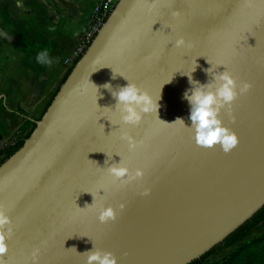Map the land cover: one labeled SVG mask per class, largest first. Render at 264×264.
<instances>
[{"label":"water","instance_id":"1","mask_svg":"<svg viewBox=\"0 0 264 264\" xmlns=\"http://www.w3.org/2000/svg\"><path fill=\"white\" fill-rule=\"evenodd\" d=\"M210 68L252 85L221 112L239 140L229 154L197 146L175 123L191 126L187 74L207 84ZM129 82L160 95L139 126L121 122L103 87ZM34 123L0 164L13 228L6 264H33L36 249V264H86L94 247L118 264L192 263L264 207V0H117ZM121 159L143 177L114 183L107 167ZM109 206L117 219L102 224Z\"/></svg>","mask_w":264,"mask_h":264},{"label":"crops","instance_id":"2","mask_svg":"<svg viewBox=\"0 0 264 264\" xmlns=\"http://www.w3.org/2000/svg\"><path fill=\"white\" fill-rule=\"evenodd\" d=\"M97 1L0 0V148L25 137L43 115L76 61ZM43 48L51 49V65L37 63Z\"/></svg>","mask_w":264,"mask_h":264},{"label":"clouds","instance_id":"3","mask_svg":"<svg viewBox=\"0 0 264 264\" xmlns=\"http://www.w3.org/2000/svg\"><path fill=\"white\" fill-rule=\"evenodd\" d=\"M49 31H55V29L50 27ZM185 43V40L180 38L176 41L175 46L182 47ZM50 52V48L39 50L36 55L37 63L51 65L53 59L50 57ZM196 67L192 72L195 71ZM207 71L212 76V80L203 85L192 79V72L187 74L189 84L192 87L185 91L183 99L190 105L189 119L191 126L186 127L183 119L180 118L175 123L181 124L194 133L193 138L197 146L204 149H214L219 146L225 154H229L238 146L239 140L235 132L224 126L220 118L221 112L222 110H227L231 114L235 101L240 96L246 95L251 90L252 85L248 82L238 83L227 70L215 75H211V68ZM113 79H115V75ZM103 87L109 90L112 97L116 100L115 110H119L120 120L125 125L139 126L142 122L143 114L153 111L156 114L158 113L160 95L154 100L136 84L130 82L126 86L118 87L115 91L112 90L111 84H105ZM121 138L128 141L130 150L135 148L136 145L132 137L125 134ZM105 163L107 164L108 162L106 161ZM107 172L113 178L114 183L120 182L125 186L143 177V173L140 170L135 171V173L130 171L124 165L122 159L118 164L113 163L107 167ZM148 194L146 191L142 195ZM93 198L95 202V197L93 196ZM93 204L85 208H91ZM125 207L124 204H121L119 206L120 211L122 212ZM116 219L117 212L114 208L109 206L99 209L98 220L100 223H114ZM12 232L11 218L7 215L4 207L0 205V264H6L5 255L8 252L6 241L11 238ZM32 255L33 264H36L39 249H36ZM83 255H86V264H118L117 258L113 253L101 251L95 247L92 251Z\"/></svg>","mask_w":264,"mask_h":264},{"label":"trees","instance_id":"4","mask_svg":"<svg viewBox=\"0 0 264 264\" xmlns=\"http://www.w3.org/2000/svg\"><path fill=\"white\" fill-rule=\"evenodd\" d=\"M71 69H72V67L68 70V72H67L66 76L64 77L63 81L67 78V76L69 75ZM59 87L57 88V90L53 94L52 98L50 99V101L48 103V106L51 103V101L53 100L54 96L56 95ZM47 107H46V109H47ZM35 126L36 125L34 123L32 130L25 137L16 140L13 144H11L9 146H6L4 148H0V158H1L0 164L5 159L10 157L15 151H17L23 145L25 139L30 136V134L32 133V131L35 128ZM263 224H264V207L261 208L256 214H254L249 220H247L242 226H240L232 234H230L224 241H222L219 244H217L215 247H213L207 253L202 255L199 259L193 261L190 264H204L205 261L209 257H211L212 255H217V254L223 252L224 250H227V249L231 248L239 240L245 238L252 230H254L255 228L261 227ZM263 243H264V233L262 235H260L259 237L255 238V239H252L249 242H246L245 244H243L242 247H240L235 252L231 253L227 258H225L221 262H214L212 264H235L236 261H237L238 256L244 250H247L249 248H257L258 246H260Z\"/></svg>","mask_w":264,"mask_h":264},{"label":"rangeland","instance_id":"5","mask_svg":"<svg viewBox=\"0 0 264 264\" xmlns=\"http://www.w3.org/2000/svg\"><path fill=\"white\" fill-rule=\"evenodd\" d=\"M1 160V159H0ZM264 233V224L261 227L252 230L245 238L239 240L231 248L224 250L223 252L212 255L209 257L204 264H212L214 262H221L227 258L231 253L242 247L243 244L255 239ZM235 264H264V243L257 248H249L244 250L237 258Z\"/></svg>","mask_w":264,"mask_h":264},{"label":"built area","instance_id":"6","mask_svg":"<svg viewBox=\"0 0 264 264\" xmlns=\"http://www.w3.org/2000/svg\"><path fill=\"white\" fill-rule=\"evenodd\" d=\"M117 0H98L94 6L91 20L86 27V30L78 42L74 53L76 60L84 53L90 45L99 29L103 26L112 9L114 8ZM74 63L72 64V66Z\"/></svg>","mask_w":264,"mask_h":264}]
</instances>
